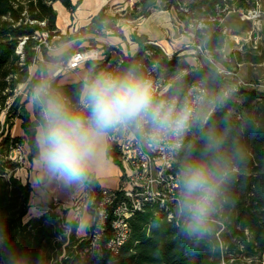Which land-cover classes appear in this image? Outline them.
I'll use <instances>...</instances> for the list:
<instances>
[{
	"label": "trees",
	"instance_id": "trees-1",
	"mask_svg": "<svg viewBox=\"0 0 264 264\" xmlns=\"http://www.w3.org/2000/svg\"><path fill=\"white\" fill-rule=\"evenodd\" d=\"M54 1L57 0H0V114L7 97L18 84L26 81L28 85H32L38 81L36 75L39 70L46 71L45 65L40 62L32 76L28 72V66L36 55L35 46L40 43L41 32H47L49 39L56 37L54 42L71 39L77 41L87 32L101 29H111L114 34L124 37L121 27L116 25L120 16L146 17L155 9H174V22L179 32H183L190 22L193 23L194 41L207 49L225 67L237 70L238 58L223 52L226 34L223 32L222 18L229 11L255 7V0H138L130 9L122 10L123 15L118 12L109 14L101 8L87 25L71 33L61 34L56 28ZM58 1L70 12L80 2ZM182 4L186 10L179 8ZM198 21H202V26H196ZM130 36L138 44L134 53H125L113 45L106 46L103 59L86 61L87 74L93 66L97 70H115L131 63L141 64L147 72L150 60L143 56V47L149 38L146 34H137L135 31ZM24 37L20 54L16 49ZM77 44L78 42H74L59 57L49 55L40 44L44 62L67 59ZM155 57L165 68L164 74L168 68L176 67L178 70L169 80L164 95L177 89L183 92L186 85L195 79H202L208 92H222L220 76L214 69L208 66L193 67L179 59L176 54L169 58L160 54ZM82 81L59 83L56 76L53 86L62 90L75 104ZM32 112L25 107L20 96H17L4 114L5 129L0 134V227H6L10 240L16 247L30 253L32 264H104V261L93 258L84 260L80 256L87 238L76 234V218H65L64 214L69 207L57 211L56 207L62 202L53 200L43 204L48 209L39 213L40 204L30 202L33 192L31 183L22 182L15 175L14 170L21 165L8 158V152L13 145L23 144L28 159L33 160L29 129L38 122L39 113L33 106ZM228 114L237 122L247 121L254 124L258 132L247 137V174L233 187L235 207L227 208L216 218L212 243L196 248L188 242L177 241V224L167 219L165 209L158 202L152 201L129 217L127 239L115 256L106 254L105 259L110 257L113 264H264V89L259 86L241 87L227 97L213 119H220ZM15 117L20 119L21 135H11L10 129ZM197 139V136L190 135L186 142H195ZM108 155L115 163L119 162L115 149H108ZM100 189L96 179L86 188L96 195H99ZM154 219L160 221L159 228L152 226Z\"/></svg>",
	"mask_w": 264,
	"mask_h": 264
},
{
	"label": "clouds",
	"instance_id": "clouds-1",
	"mask_svg": "<svg viewBox=\"0 0 264 264\" xmlns=\"http://www.w3.org/2000/svg\"><path fill=\"white\" fill-rule=\"evenodd\" d=\"M63 55V50L53 53ZM54 69L40 70L28 93V102L39 113L30 127L33 159L46 181L66 187L88 188L97 173L110 165L109 143L122 134L138 140L148 151H164L175 165L177 187L176 239L199 248L211 244L216 218L234 208L233 187L247 174L249 135L258 128L237 122L230 114L213 119L229 93L180 89L166 97L157 93L156 81L139 63L115 70L93 66L83 79L73 104L53 86ZM190 135L198 139L187 141ZM154 228L160 221H152ZM104 264H113L102 252ZM2 264H32L28 251L10 240L0 227Z\"/></svg>",
	"mask_w": 264,
	"mask_h": 264
},
{
	"label": "built area",
	"instance_id": "built-area-1",
	"mask_svg": "<svg viewBox=\"0 0 264 264\" xmlns=\"http://www.w3.org/2000/svg\"><path fill=\"white\" fill-rule=\"evenodd\" d=\"M179 8L186 10L184 4ZM241 14L243 19L259 17L261 15L259 0H255V7L241 10ZM202 24V21H198L196 26L200 27ZM194 28L195 26L190 22L188 27L181 32L190 35L192 39L177 50H170L161 41L155 39H148L144 42L146 46L143 47V56L150 60L146 73L155 79L158 95L161 97L168 95H164V92L168 87L169 80L165 77V68L159 64L155 55L160 54L169 58L173 54L178 55L179 51L184 49L193 51L196 58L193 67L208 66L216 71L220 76L221 90L228 92L229 95L236 93L241 87L256 86V84L241 80L236 74L237 70L225 67L215 60L201 44L196 43ZM223 32L227 35L226 26L223 27ZM39 40L40 43L35 46L36 55L29 64V66H35V70L29 74L30 76L35 73L38 64L44 62L40 44L47 51L54 49L55 46L53 39H49L45 31L40 33ZM24 41L25 37L20 40L16 49L20 54H22L21 49ZM104 55L103 49L98 50L93 46L83 47V49L75 48L67 59L57 62L54 70L57 74L73 71L85 65L87 60L103 59ZM40 70L36 75L37 79L40 77ZM230 79L232 82L227 87L226 84ZM32 85H28L26 81L18 84L13 89V93L7 97L2 114H5L15 97L20 96L21 100H28V93ZM199 91H208V88L202 79H195L186 85L182 94L191 96L194 92ZM3 119L0 117V134L5 129ZM109 149L116 150L121 165L119 185L115 188L101 187L99 195L91 194L84 188L83 192L77 195L71 203L73 210L86 209L90 213L87 232L84 235L87 238V243L80 251V256L84 260L97 259L95 255L97 252H102L104 256L106 254L115 256L129 234V217L142 210L148 202H158L165 209L167 219L178 223L175 215L177 194L175 165L172 158L164 151H148L141 146L138 140L130 139L122 134H117L110 141ZM8 158L22 166L26 161L24 145L20 143L13 145L8 152Z\"/></svg>",
	"mask_w": 264,
	"mask_h": 264
},
{
	"label": "crops",
	"instance_id": "crops-1",
	"mask_svg": "<svg viewBox=\"0 0 264 264\" xmlns=\"http://www.w3.org/2000/svg\"><path fill=\"white\" fill-rule=\"evenodd\" d=\"M76 2L77 0H72ZM138 0H80L73 12H70L60 1H54L53 7L56 11V28L61 34L71 33L78 30L80 27L87 25L90 22V19L95 15L101 8H104L105 11L109 14L119 13L123 15L122 10L130 9L133 4ZM241 12V10H232L227 12L223 17L224 26L230 29L233 32L232 36L226 35L223 52L225 55H235L238 58V67H240L244 62L255 61L260 62L262 57L259 52H256L255 56L252 57L249 54L248 47L252 49H257L259 46L256 44V33L253 34V40H248V35L251 30H245L242 22H238L236 13ZM176 12L174 9H155L146 17H137L133 19H125L126 21H135V24L129 28L128 33L131 34L135 31L137 34H146L149 39H155L161 41L167 48L170 50H177L182 47L186 42H189L192 38L188 34H183L179 32L178 27L175 24ZM241 19H243L241 17ZM119 20V19H117ZM116 25L120 26L123 30L124 37L116 35L112 32L111 29H101L97 31L87 32L82 38V41H76L74 39L66 40L63 42H69L67 48L61 47L62 42L58 43L54 49L48 51L49 55L57 50L65 51L68 48L72 47L74 42H78L76 48H80L83 45L84 38L91 37V41L88 40L90 46L97 48L98 50H104V47L113 45L120 48L125 53H134L138 44L135 41H130L128 35L126 34V28L128 29L129 25L126 24V27L122 25L121 22L116 21ZM126 39V40H125ZM243 39V41H240ZM93 44V45H91ZM131 45V46H129ZM256 51V50H254ZM258 53V54H257ZM191 49H184L179 51L178 58L188 62L189 64H195L196 58L193 55ZM58 62V61H57ZM57 62L48 61L46 64V70L55 69ZM78 69L84 70L83 77H78L79 79H65V75L71 71L61 72L57 74L59 83H71L79 80H83L87 76V69L85 65L81 66ZM73 70V71H77ZM30 111V109H28ZM18 128H20V119L15 117L13 119V126L10 129L11 135H21L17 133ZM21 129V128H20ZM110 167L112 168L111 175L104 174L102 172L97 173L96 180L98 181L101 187L115 188L120 183L121 175V165L120 162L115 163L111 156ZM15 175L22 181H29L31 183L33 192L30 197V202L32 204L39 203V213L47 210L48 206L43 205L52 202L53 200H60L62 204L56 207L57 211H60L61 208H67L66 213L64 214L67 220L74 219L79 215L78 220L83 214L87 215L86 222L90 219V213L86 209L80 211L73 210L71 208V203L73 199L83 192L84 188L78 187H66L55 181H46L40 175L39 170L35 166L34 159L31 162H25L22 166L18 167L15 171ZM63 215V214H62ZM78 221V227H79ZM78 227L76 233H78Z\"/></svg>",
	"mask_w": 264,
	"mask_h": 264
},
{
	"label": "rangeland",
	"instance_id": "rangeland-1",
	"mask_svg": "<svg viewBox=\"0 0 264 264\" xmlns=\"http://www.w3.org/2000/svg\"><path fill=\"white\" fill-rule=\"evenodd\" d=\"M259 9L261 10V15L257 18H251V19H241V12L239 13H236V17H237V20L238 22H242L243 24V27L245 30H251L249 32L248 35V40L249 41H252L253 40V34L254 32L256 33V39H257V43L258 44V48L257 49H252L251 47H248L247 49L250 51L249 54L250 56L254 57L256 52H259L260 56L262 57V60L260 62H251V61H247V62H244L240 67H237V75L238 77L243 80L244 82H248V83H253V84H256V86H259V88H262L264 89V0H259ZM119 12H123V11H119ZM119 20H117L118 22H121L123 26L126 27V24H131L129 25L128 29L126 28V34L128 35V39L130 41H133L131 39V36L130 34L128 33V30L130 27H132V25L135 24V21H126L125 19H133V18H129L127 17V15H123V16H120L118 18ZM225 25V24H224ZM226 28H227V35H233L230 31V29L227 27L226 25ZM123 32V30H122ZM134 32V31H133ZM54 38L56 37H52V39L54 40ZM83 39V38H82ZM82 39H79L78 41H82ZM86 40L83 41V45L82 47H88L90 46V43L92 42H88L91 41V37H86L84 38ZM126 40V39H125ZM240 41H243V39H240ZM54 42V41H53ZM55 43V46H58V43L59 42H54ZM62 45L61 47H65L67 48V46H69V42H63L62 41ZM93 45V44H91ZM131 46V45H129ZM256 50V51H254ZM258 54V53H257ZM194 55V54H193ZM53 62V61H51ZM45 67H46V64L48 63V61H45V62H42ZM196 63V61H195ZM35 70V66H32L30 65L28 67V72L29 74L33 73ZM178 72L177 68L176 67H173V68H168L166 70V74H165V77L168 79V80H171V78L176 75ZM84 75V70L82 69H78L77 71H71L69 73H67L65 75V79H79L78 77H83ZM232 80H228L227 82V87L230 86ZM23 101V100H22ZM25 103V107L27 109H30V112H32V105L28 102V100L24 101ZM0 117L1 118H4V115L0 114ZM17 133H21V129L18 128V131ZM26 149V148H25ZM26 163L28 162H31L29 159H28V156H27V151H26ZM111 165H109V167L103 171H101L102 173L104 174H107V175H111L112 173V168L110 167ZM16 171V170H14ZM109 188V187H108ZM70 209V208H69ZM79 218V215H77L76 219L78 220ZM87 220V215L86 214H83L80 218V221H79V227H78V233H76L78 236H84L87 232V227H88V224H89V221L86 222Z\"/></svg>",
	"mask_w": 264,
	"mask_h": 264
},
{
	"label": "water",
	"instance_id": "water-1",
	"mask_svg": "<svg viewBox=\"0 0 264 264\" xmlns=\"http://www.w3.org/2000/svg\"><path fill=\"white\" fill-rule=\"evenodd\" d=\"M80 49H83V47H80Z\"/></svg>",
	"mask_w": 264,
	"mask_h": 264
}]
</instances>
